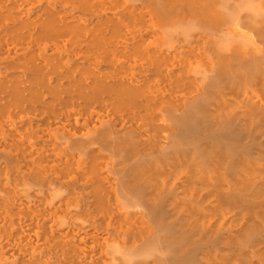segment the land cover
<instances>
[{"label":"bare ground","instance_id":"6f19581e","mask_svg":"<svg viewBox=\"0 0 264 264\" xmlns=\"http://www.w3.org/2000/svg\"><path fill=\"white\" fill-rule=\"evenodd\" d=\"M0 264H264V0H0Z\"/></svg>","mask_w":264,"mask_h":264}]
</instances>
